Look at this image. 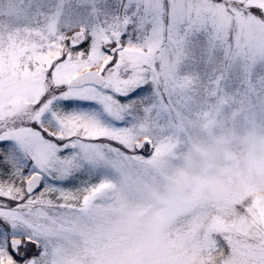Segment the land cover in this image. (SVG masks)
<instances>
[{"label":"snow or ice","instance_id":"obj_1","mask_svg":"<svg viewBox=\"0 0 264 264\" xmlns=\"http://www.w3.org/2000/svg\"><path fill=\"white\" fill-rule=\"evenodd\" d=\"M0 264H264V0H0Z\"/></svg>","mask_w":264,"mask_h":264}]
</instances>
